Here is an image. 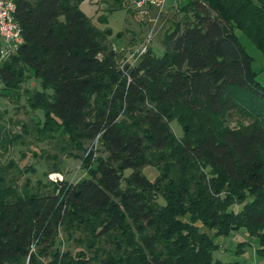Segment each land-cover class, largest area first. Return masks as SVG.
<instances>
[{"label":"trees","instance_id":"16d2710c","mask_svg":"<svg viewBox=\"0 0 264 264\" xmlns=\"http://www.w3.org/2000/svg\"><path fill=\"white\" fill-rule=\"evenodd\" d=\"M79 1L15 0L23 41L0 61V95L34 79L23 105L41 114L0 124V157L52 140L88 176L31 183L32 164L0 160V264H239L212 257L213 238L239 229L264 261V86L234 33L264 54V0H182L161 54L121 65ZM94 140L104 154L90 160ZM41 152V176L59 173Z\"/></svg>","mask_w":264,"mask_h":264},{"label":"rangeland","instance_id":"374dc122","mask_svg":"<svg viewBox=\"0 0 264 264\" xmlns=\"http://www.w3.org/2000/svg\"><path fill=\"white\" fill-rule=\"evenodd\" d=\"M169 2H172V0H166V6L161 14V19L159 18L157 20L155 28L157 29L160 24L161 26L155 31L149 44V47L156 55H159L162 52L160 39L163 31L168 28L171 21L178 20V18L182 17V12L177 10V4H181L182 1L167 5ZM78 7L95 25L101 28H110L111 33L108 40L110 46L118 52L117 60L120 63L124 62L123 60L125 59L126 54L138 45L140 35H144L149 28V23L138 21V15L132 9V0H80ZM234 33L244 50L251 57V67L254 78L264 86V54L261 53L239 29H234ZM134 62L135 61H133V63ZM34 86H37L36 81L30 78L21 83L18 89V97H13L9 90L2 91L3 93L0 95V124L3 125L4 128H8L9 131L12 132H18L19 126L16 120L30 123L31 120L29 121L28 119L29 115L41 114L38 110H25L26 107L23 105V88H32ZM47 90L50 92L51 88ZM170 126L174 135L179 137L181 135L180 125L175 120H171ZM55 143L56 142L51 140L50 142L43 141L25 146H15L10 153L2 155L0 160L6 162L7 160L12 159L20 167L32 164L35 168V172L33 174L25 175L29 177L31 183L37 178H40L42 182L62 179L74 183L78 179L88 176L85 170L82 169L80 159L67 157L59 153L57 149L55 150ZM31 149L34 150L37 155L42 154V150L46 151V153H50V155L56 153V160L60 167V172H48L42 177L41 173L51 164L52 160L41 158V161L38 163L35 162V159L30 155ZM72 151L74 152V150ZM21 153H24V155L21 156ZM80 153L83 157L90 155V160L98 156H103L104 154L97 147L95 140L85 143L83 150ZM78 157H80V154ZM129 172V169H125L123 174L127 175ZM141 173L148 180H152L157 174L156 169L149 165L143 166L141 168ZM243 234L244 230L239 229L236 232L227 235L215 236L213 241L218 245V248L212 252L213 259L221 262L232 261L239 264L252 263L254 256L253 253L256 248L255 243L250 237L245 239ZM62 237H59L56 247L60 251L68 250L73 253L77 249L75 244L72 242H65ZM242 241L246 242L247 245L238 252L237 243ZM255 261L257 262L256 258Z\"/></svg>","mask_w":264,"mask_h":264},{"label":"built area","instance_id":"2783aa9c","mask_svg":"<svg viewBox=\"0 0 264 264\" xmlns=\"http://www.w3.org/2000/svg\"><path fill=\"white\" fill-rule=\"evenodd\" d=\"M181 1L172 0L171 4ZM165 3L166 0H132V9L138 15V21L149 23V28L141 35L138 45L126 54L124 62L133 63L149 47L155 31L161 26L160 24L155 28L157 20L161 19ZM14 12L15 0H0V61L16 51L23 41ZM252 264H264V261H252Z\"/></svg>","mask_w":264,"mask_h":264},{"label":"crops","instance_id":"0c3cea01","mask_svg":"<svg viewBox=\"0 0 264 264\" xmlns=\"http://www.w3.org/2000/svg\"><path fill=\"white\" fill-rule=\"evenodd\" d=\"M171 4V2H169V4H167V5H170ZM140 37H141V35H140ZM243 236H244V238L246 239L248 236H247V234L244 232V234H243ZM244 241H246V240H244ZM256 247V246H255ZM253 261H255V258L257 259V261H260L257 257H256V255L253 253ZM255 257V258H254ZM251 263V262H250Z\"/></svg>","mask_w":264,"mask_h":264}]
</instances>
